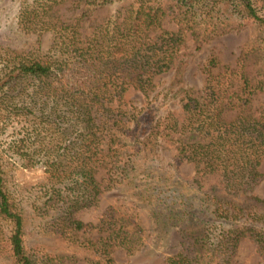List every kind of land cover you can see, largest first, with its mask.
Returning <instances> with one entry per match:
<instances>
[{"label":"trees","instance_id":"trees-1","mask_svg":"<svg viewBox=\"0 0 264 264\" xmlns=\"http://www.w3.org/2000/svg\"><path fill=\"white\" fill-rule=\"evenodd\" d=\"M1 18L0 264H118L163 237L166 264H233L244 239L264 258V0H0ZM244 29L235 64L166 87L189 39ZM9 162L48 178L11 187ZM110 190L131 206L79 217Z\"/></svg>","mask_w":264,"mask_h":264},{"label":"rangeland","instance_id":"rangeland-1","mask_svg":"<svg viewBox=\"0 0 264 264\" xmlns=\"http://www.w3.org/2000/svg\"><path fill=\"white\" fill-rule=\"evenodd\" d=\"M10 2L11 0H1L2 5H6L7 7ZM5 12L6 10L3 11V14ZM108 14L109 12H107V10L99 11L94 14L92 19L97 18L98 21H100ZM0 22L3 25L2 18L0 19ZM168 27L171 29L175 28L174 25ZM90 31L91 27L89 22L86 24V32L89 33ZM249 34V29L233 32L229 35L213 40L205 45L200 51L194 49L193 41L189 39L187 47L181 51L180 59L175 63L176 69L172 74L166 76L165 81L163 82L166 83L167 88H172L174 91H177L179 87L182 86L201 88L205 78L202 72L203 64L211 56L218 57L222 64H235L236 59L240 54L241 47L248 39ZM50 42V37H46L44 40L45 47H49ZM251 72L253 77L259 78V71L257 69H252ZM260 78H264V75L261 74ZM176 80L179 81L177 82ZM139 97L140 93L136 90L131 89L127 93V98L129 100H137ZM254 108L258 111H264V91L255 99ZM166 153L170 155L172 151ZM182 173L186 178H191L195 174L193 165H182ZM6 176L8 177L11 187H13L15 183L18 185V189L21 186L29 187L30 185H35L48 178L46 168L24 169L12 162H9L6 165ZM209 179V184H217V179L214 176H210ZM254 193L264 198V178L257 185ZM239 199L242 198L239 197ZM130 206V202L124 200L121 193L110 190L104 192L100 196L99 205L96 208L81 211L79 217L86 222H98L109 207L125 210ZM178 240V237H176L175 242H178ZM166 243L167 239L163 237L157 249L150 248L149 250L140 251L133 255H129L125 250H118L116 253L118 264H166L164 262V257H166L167 254L165 253H169L166 249ZM233 264H264V258L258 253L257 247L253 242L249 239H244L240 244L238 254Z\"/></svg>","mask_w":264,"mask_h":264}]
</instances>
